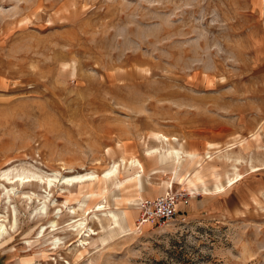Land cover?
<instances>
[{"label": "rangeland", "instance_id": "rangeland-1", "mask_svg": "<svg viewBox=\"0 0 264 264\" xmlns=\"http://www.w3.org/2000/svg\"><path fill=\"white\" fill-rule=\"evenodd\" d=\"M263 6L0 0V175L97 177L14 185L8 199L0 176V264H264ZM161 146L196 156L145 155ZM236 160L242 178L226 185ZM198 178L224 190L204 194ZM168 189L188 204L139 224V200ZM83 219L96 234L77 233Z\"/></svg>", "mask_w": 264, "mask_h": 264}, {"label": "bare ground", "instance_id": "bare-ground-1", "mask_svg": "<svg viewBox=\"0 0 264 264\" xmlns=\"http://www.w3.org/2000/svg\"><path fill=\"white\" fill-rule=\"evenodd\" d=\"M152 137L158 143H160V145L161 144L166 145V148H167V145H168V142L169 141H177V139L174 138V137L171 138V137L165 136L163 134H158V133L154 134ZM242 141L243 140H240V141H238V143L241 144ZM230 145H228L227 147H225V151H227V150L231 149L232 147H235L236 146L234 144H230ZM170 148L171 149H165V148H163L161 146V147H156V148L151 149V150H148L147 149L146 152H145V155L146 156H156L157 155L158 156V159L160 161H165V160H168V159H173L174 160L173 165L180 164V161H182L183 158H185V157L186 158H189V159H192V158H194L196 156L192 152H187V151H183L182 149L173 148V146L170 147ZM219 151L220 150H218L217 153ZM207 153L209 155V152L208 151H207ZM211 157H212L211 155L208 156V158H211ZM138 160L137 159H134V161H131L128 164H130V166H133V167L137 166L141 170V173H142L144 171L143 170V165ZM238 161L239 160H236L235 161L234 166L232 168V169H234V173L231 174L232 177H230V176L227 177V181L225 182L226 185L227 184H232V183H234V182H236V181H238L239 179L242 178V175L240 173H238V168L236 167V165L239 163ZM121 162L123 163V166H125V163L123 162V160H121ZM119 167H120V163L114 162L109 168H107L103 172V175L101 177V180H103L104 183L107 182V181H109L112 177H114L116 175V173L118 172V168ZM251 168H252V171H256V170H259L260 169L258 167L256 168V167H253V166H251ZM198 169H199V167H198ZM141 173L138 172V174L135 175L136 176L135 178H136V180L138 182L141 181ZM196 175H195V177H196ZM0 176H1V180L4 182V184H6L5 186L2 185V187L4 189V195H5V197H8V199H10L9 196H10V193H12L11 190L14 188L13 187L14 185H16L18 188H21V189H24L25 187H27L29 185H32V186H35V187H38V186L41 185L45 189L48 188L49 191H50V190L53 189L52 187H55V183H56V180L58 179V177L61 178L60 179V182L62 184H65V185H68V186H71L72 183H74V182L94 181L97 178L95 175H77V176H73V177H65V176H61L60 173H57L56 172V173H53L52 175H50V177H47L46 176L47 178L44 179L43 176H40V175L36 174V172L34 173V171L31 172L29 170H23L21 172V174H18L17 173L16 175L11 176V177H10V173L9 172H4L3 171V173ZM198 180H199V184L201 185L200 188L195 187V184L196 183L191 182L189 180H188V182H190L191 186H194L195 187L194 189H201L204 194H210L212 192L218 193V192H221V191L224 190L223 188H224L225 185L224 184H221L220 181H218V179H216V182L214 183V186L212 188L207 187V185L205 184V182H204V180L202 178H200V179L198 178ZM8 185L11 186L9 189L7 187ZM85 186H87L86 188H89V184H86ZM104 192H105V189L103 188L101 190V193H104ZM21 198L31 199L30 195L28 196L25 193L21 194ZM45 200L46 199H44L43 206H41V208H40L41 213H44V214H46V210H45V203L46 202H45ZM101 208L102 207L100 205H98L97 210H100ZM55 226H56V222L55 221H51V222H49V225H46L44 227V229L45 228L46 229L47 228H51L53 230ZM101 227L103 229L105 228L104 226H101ZM74 228L76 229V231H77L78 234L83 233L84 236H89L90 234H92V235L96 234L94 232V230H92L91 228H88L86 226V222L84 221V219L83 220H80L76 224V226H74ZM5 232H6L5 225L2 224V223H0V238L2 237V235H4ZM41 232H42V230H41ZM54 242H55V244L58 243V239H55Z\"/></svg>", "mask_w": 264, "mask_h": 264}, {"label": "built area", "instance_id": "built-area-1", "mask_svg": "<svg viewBox=\"0 0 264 264\" xmlns=\"http://www.w3.org/2000/svg\"><path fill=\"white\" fill-rule=\"evenodd\" d=\"M188 204V196L181 192L166 190L162 195L153 199H140L138 210L140 211L139 224L164 222L172 219L179 213L181 205Z\"/></svg>", "mask_w": 264, "mask_h": 264}, {"label": "crops", "instance_id": "crops-1", "mask_svg": "<svg viewBox=\"0 0 264 264\" xmlns=\"http://www.w3.org/2000/svg\"><path fill=\"white\" fill-rule=\"evenodd\" d=\"M262 16H264V6H263V8H262ZM263 58H264V56H263ZM189 152H191V151H189ZM206 153H207V151H206ZM210 153V152H209ZM198 167H200V165L198 166ZM196 169V168H195ZM194 169V170H195ZM211 175H213V177H215V175L213 174V173H211ZM194 178H196V177H194ZM203 179V178H202ZM215 183V182H214ZM180 208H181V206H180Z\"/></svg>", "mask_w": 264, "mask_h": 264}]
</instances>
